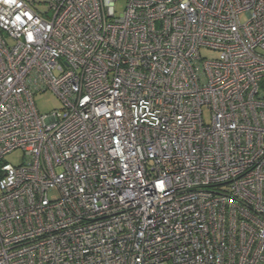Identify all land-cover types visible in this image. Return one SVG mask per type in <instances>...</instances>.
<instances>
[{
    "label": "built area",
    "instance_id": "1",
    "mask_svg": "<svg viewBox=\"0 0 264 264\" xmlns=\"http://www.w3.org/2000/svg\"><path fill=\"white\" fill-rule=\"evenodd\" d=\"M0 264H264V0H0Z\"/></svg>",
    "mask_w": 264,
    "mask_h": 264
},
{
    "label": "rangeland",
    "instance_id": "2",
    "mask_svg": "<svg viewBox=\"0 0 264 264\" xmlns=\"http://www.w3.org/2000/svg\"><path fill=\"white\" fill-rule=\"evenodd\" d=\"M122 5V2L117 3L116 9L119 11L122 8ZM34 105L40 116L48 115L53 110L59 109L61 106L58 98L50 91L35 94ZM204 120L206 122L209 121V112L206 109H204ZM5 161L12 166H17L22 162V154L20 151H15L7 155Z\"/></svg>",
    "mask_w": 264,
    "mask_h": 264
}]
</instances>
